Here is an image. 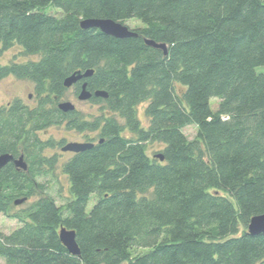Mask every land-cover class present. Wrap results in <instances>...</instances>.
I'll return each mask as SVG.
<instances>
[{"label":"trees","instance_id":"obj_1","mask_svg":"<svg viewBox=\"0 0 264 264\" xmlns=\"http://www.w3.org/2000/svg\"><path fill=\"white\" fill-rule=\"evenodd\" d=\"M86 19L143 26L117 39ZM14 46L37 59L0 63V82L30 81L38 102L0 106V155L28 167L0 172V216L20 222L0 231V264H264V233L249 234L264 214V0H0V54ZM88 70L77 98L85 82L109 97L90 99L104 109L90 120L59 109L66 78ZM58 126L98 133L61 164L72 198L61 207L40 181L59 167L45 153L67 145L40 134Z\"/></svg>","mask_w":264,"mask_h":264},{"label":"rangeland","instance_id":"obj_2","mask_svg":"<svg viewBox=\"0 0 264 264\" xmlns=\"http://www.w3.org/2000/svg\"><path fill=\"white\" fill-rule=\"evenodd\" d=\"M52 12H55L58 14L57 11L52 10ZM126 26L129 27V29L132 28H141L143 25L136 19H130V21H127L125 23ZM37 57L32 56H25L22 55V48L19 46L11 47L9 50H6L0 54V63L3 65H8L11 62H28L30 60H36ZM258 71L264 72V68H259ZM37 95L36 90L34 89V85L28 81V80H20L15 78L14 76L4 78L0 82V106H7L14 102V100H20L30 107H34L35 104H37ZM64 102H72L80 115L87 120L94 119L95 117L101 116L102 112H104V109L99 107L98 105L92 103V102H85L81 101L79 98H77L75 94V89L70 88L66 95L62 98ZM219 100L218 99H212L211 103L213 104V108L216 109L218 106ZM145 107L146 103L143 105H140L138 109V117L140 118L142 125L144 127L148 124V118L145 116ZM185 134L189 139L195 138L197 134V127L194 125H190V127L185 128L184 130ZM98 133H78L77 131L69 130L67 131L65 126H58V127H51L47 129V131L41 132L40 138L43 141H47V139H52L55 142L64 141L65 143L69 144V142H77V143H86L88 142V139H92L93 141L97 140ZM91 140V141H92ZM161 144H149L148 150L149 155L151 158H153L156 154L161 152L162 149ZM47 156H54L56 155L59 158V167L56 169V171L49 176L48 178L41 179V183L44 186L45 195L53 197L56 202L57 206H65L71 198L70 194V187H69V180L68 177L65 176L62 170V163L69 160L73 153H64L61 150V147L58 146V148H52L48 150V152L45 153ZM39 197L32 198L30 202L38 201ZM24 206H17L14 211H17V209H22ZM94 206V202L91 201L88 205V211L92 209ZM20 226V222H17L16 220H13L12 218L6 216H0V231L7 234L11 231L15 230ZM145 250L140 249L138 253H141ZM0 263H3V260L0 259Z\"/></svg>","mask_w":264,"mask_h":264},{"label":"water","instance_id":"obj_3","mask_svg":"<svg viewBox=\"0 0 264 264\" xmlns=\"http://www.w3.org/2000/svg\"><path fill=\"white\" fill-rule=\"evenodd\" d=\"M81 28L83 30L86 29H99L106 35H111L114 38L117 39H131V38H137L138 33L134 31L133 29H129L128 26L122 24L121 22H116L112 19H86L81 23ZM148 46L152 48H156L159 50H163L164 54L168 53L167 45L159 44L156 41H151L148 39H145ZM94 71L88 70L87 72L83 73L81 71H77L76 73L72 74L68 78H66L64 82L65 88H72L74 85L78 84V82L89 79V77L93 76ZM82 89L78 95V98L81 101L89 102L90 99L94 97L100 98L103 97L105 99L109 98L108 94L105 91H96L94 94L88 90L87 83H83L81 85ZM59 109L64 111L65 113H68L70 111H75L76 107L72 102H63L59 104ZM94 146L93 143H77V142H69V144L65 145L62 148V152L65 153H74L79 154L85 150L92 149ZM160 158L161 161L164 160V157L162 155H158L157 158ZM13 163L16 167H18L20 170L26 171L27 164L25 163V157L21 156L20 158H16L10 154H3L0 155V172L4 169L5 166L8 164ZM25 202V200H17L16 206L21 205ZM60 241L65 245L69 253L72 255L79 256L80 250L78 243L76 242V232L67 230V228L62 227L60 231ZM264 233V214L261 216L253 217L250 221L249 226V234L252 235H261Z\"/></svg>","mask_w":264,"mask_h":264}]
</instances>
